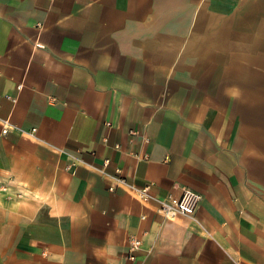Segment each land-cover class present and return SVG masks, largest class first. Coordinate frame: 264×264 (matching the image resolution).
I'll use <instances>...</instances> for the list:
<instances>
[{"label":"crops","instance_id":"1","mask_svg":"<svg viewBox=\"0 0 264 264\" xmlns=\"http://www.w3.org/2000/svg\"><path fill=\"white\" fill-rule=\"evenodd\" d=\"M131 237L264 264V0H0V264H132Z\"/></svg>","mask_w":264,"mask_h":264},{"label":"built area","instance_id":"2","mask_svg":"<svg viewBox=\"0 0 264 264\" xmlns=\"http://www.w3.org/2000/svg\"><path fill=\"white\" fill-rule=\"evenodd\" d=\"M20 85L17 87L20 89ZM6 99H12L10 96H6ZM8 130L7 127L3 126L1 132L2 134L6 133ZM108 160L104 161V166L108 165ZM112 179L117 183H124V179L120 175L118 169L115 170V174L112 176ZM110 191L113 190V187L109 188ZM137 195L143 201H148L152 197L149 194V186H145L140 189H136ZM200 200V196L191 191H184L177 199H165L159 200V211L161 214L166 217H173L175 215H182L187 217H193L197 208V204ZM141 242L136 237H131L129 240L128 251L126 255V260L132 264H139L136 262V253L140 249ZM236 264H241L236 262Z\"/></svg>","mask_w":264,"mask_h":264}]
</instances>
